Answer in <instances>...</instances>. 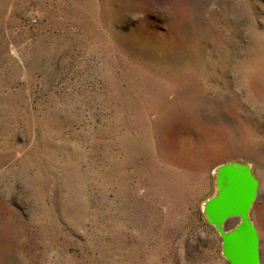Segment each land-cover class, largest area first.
Segmentation results:
<instances>
[{
	"label": "rangeland",
	"instance_id": "obj_1",
	"mask_svg": "<svg viewBox=\"0 0 264 264\" xmlns=\"http://www.w3.org/2000/svg\"><path fill=\"white\" fill-rule=\"evenodd\" d=\"M169 3L0 0V264H228L232 162L264 264V0Z\"/></svg>",
	"mask_w": 264,
	"mask_h": 264
},
{
	"label": "water",
	"instance_id": "obj_2",
	"mask_svg": "<svg viewBox=\"0 0 264 264\" xmlns=\"http://www.w3.org/2000/svg\"><path fill=\"white\" fill-rule=\"evenodd\" d=\"M216 194L202 207L204 221L221 240V255L228 264H262L260 240L250 210L259 183L246 164L226 163L215 169ZM237 220L232 229L226 225Z\"/></svg>",
	"mask_w": 264,
	"mask_h": 264
},
{
	"label": "clouds",
	"instance_id": "obj_3",
	"mask_svg": "<svg viewBox=\"0 0 264 264\" xmlns=\"http://www.w3.org/2000/svg\"><path fill=\"white\" fill-rule=\"evenodd\" d=\"M165 10L173 14L175 17H179L185 13L186 5L184 0H170V3Z\"/></svg>",
	"mask_w": 264,
	"mask_h": 264
},
{
	"label": "crops",
	"instance_id": "obj_4",
	"mask_svg": "<svg viewBox=\"0 0 264 264\" xmlns=\"http://www.w3.org/2000/svg\"><path fill=\"white\" fill-rule=\"evenodd\" d=\"M218 234V233H217Z\"/></svg>",
	"mask_w": 264,
	"mask_h": 264
}]
</instances>
